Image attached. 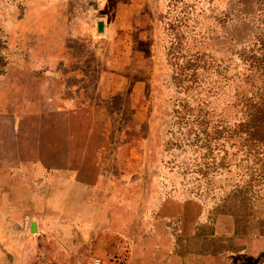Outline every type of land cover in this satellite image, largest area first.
I'll return each instance as SVG.
<instances>
[{
    "label": "rangeland",
    "instance_id": "obj_1",
    "mask_svg": "<svg viewBox=\"0 0 264 264\" xmlns=\"http://www.w3.org/2000/svg\"><path fill=\"white\" fill-rule=\"evenodd\" d=\"M114 73L143 81L135 108L101 94ZM117 151L143 160L90 201L140 204L184 264H264V0H0V264L55 261L30 224L61 196L38 180Z\"/></svg>",
    "mask_w": 264,
    "mask_h": 264
},
{
    "label": "crops",
    "instance_id": "obj_2",
    "mask_svg": "<svg viewBox=\"0 0 264 264\" xmlns=\"http://www.w3.org/2000/svg\"><path fill=\"white\" fill-rule=\"evenodd\" d=\"M75 77L79 85L72 84L69 87L73 92L90 90L91 87L87 84L91 83V79L86 73H77ZM111 79L112 85H109L107 91L105 89L108 85L104 87V82L107 83ZM101 80L103 83L101 94L128 93L133 106L145 94L141 90L143 81L140 78L132 80L126 75L114 73L107 74ZM127 82L131 83L129 91L125 84ZM135 110L136 113L141 112L137 106ZM102 158L109 163L104 173L100 170L95 172L71 169L46 170L38 180L52 187L53 191L61 196L60 203L47 205L46 209L50 208L55 212L52 222L35 221L36 231L46 243L44 245L46 258L56 259L45 264H95L93 261L95 256L102 258L101 264H117L116 257L119 256L125 257L128 264H184V259L176 254L174 244L166 243L163 238L158 242L155 235L150 233L148 226L142 228L141 221H147L149 215L142 216L140 204L126 201L110 203L90 201L88 194L101 187L108 188L106 189L108 194L119 195L125 184L120 161L128 162L130 166L136 168L143 160L140 154H120L118 151L102 155ZM142 174V170L136 171V177ZM155 216L158 217L157 220L161 218L164 225L167 218L165 214L157 213ZM221 252L224 251L216 250L212 253ZM194 255L200 258V253Z\"/></svg>",
    "mask_w": 264,
    "mask_h": 264
},
{
    "label": "built area",
    "instance_id": "obj_3",
    "mask_svg": "<svg viewBox=\"0 0 264 264\" xmlns=\"http://www.w3.org/2000/svg\"><path fill=\"white\" fill-rule=\"evenodd\" d=\"M93 261L95 264H101L102 263V258L99 256L93 257ZM116 263L117 264H128V261L125 257L119 256L116 258Z\"/></svg>",
    "mask_w": 264,
    "mask_h": 264
},
{
    "label": "water",
    "instance_id": "obj_4",
    "mask_svg": "<svg viewBox=\"0 0 264 264\" xmlns=\"http://www.w3.org/2000/svg\"><path fill=\"white\" fill-rule=\"evenodd\" d=\"M104 29V22L102 21V20H100V21H98V30L99 31H102ZM36 222L35 221H33L32 223H31V230L32 231H36Z\"/></svg>",
    "mask_w": 264,
    "mask_h": 264
}]
</instances>
